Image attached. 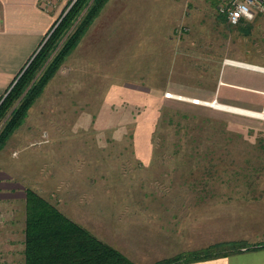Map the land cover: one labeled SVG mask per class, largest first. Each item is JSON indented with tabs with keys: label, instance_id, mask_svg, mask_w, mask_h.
Segmentation results:
<instances>
[{
	"label": "rangeland",
	"instance_id": "rangeland-1",
	"mask_svg": "<svg viewBox=\"0 0 264 264\" xmlns=\"http://www.w3.org/2000/svg\"><path fill=\"white\" fill-rule=\"evenodd\" d=\"M123 1L100 8L0 149V264H24L27 188L135 264L264 246V118L213 104L225 59L264 66V8L231 24L216 0ZM233 88L223 103L264 111L263 93Z\"/></svg>",
	"mask_w": 264,
	"mask_h": 264
},
{
	"label": "trees",
	"instance_id": "trees-1",
	"mask_svg": "<svg viewBox=\"0 0 264 264\" xmlns=\"http://www.w3.org/2000/svg\"><path fill=\"white\" fill-rule=\"evenodd\" d=\"M86 1L80 0L78 5L74 3L68 9L48 40L37 50L27 66L22 67L16 76L15 84L0 102V123L9 114L0 131V149L107 0H94V5H91L74 32L68 36L51 62L49 61L41 77L32 81L57 48L56 39L61 35L63 28L74 22L83 9L79 7L87 3ZM240 28L248 33L250 25ZM18 98L19 103L15 106ZM23 234L21 241L18 242H21L23 247L20 253L24 257V264H135L121 251L74 222L55 204L31 188L26 189V220ZM242 247L244 245L241 243H215L201 250L182 252L173 259H166L157 264H174L179 259L187 263L236 252Z\"/></svg>",
	"mask_w": 264,
	"mask_h": 264
},
{
	"label": "crops",
	"instance_id": "crops-1",
	"mask_svg": "<svg viewBox=\"0 0 264 264\" xmlns=\"http://www.w3.org/2000/svg\"><path fill=\"white\" fill-rule=\"evenodd\" d=\"M73 1L74 0H0V98L6 93L10 84H12L16 78V74H19L22 70V64L26 67V64H28L32 56L35 55L44 39L54 28L56 23L59 22ZM123 2L120 4L122 7L119 8L135 7V2L133 0L129 5H127V3H129L128 1ZM248 64L256 65L254 63ZM256 66H259V68L244 66L234 62H223L215 90L218 92V96L223 102H236L233 97V86H242L251 90H258L264 94V66ZM236 68H241L250 72H247L246 82H241L239 80V71L236 70ZM18 70L19 72H17ZM222 71L223 77L221 78ZM223 87L226 88L223 89ZM226 105L241 108H244V106L253 107L242 104H239L240 106L231 104ZM260 108L264 110V104ZM22 237L23 236L17 237V241H21ZM12 241L14 242V240ZM214 241L216 242L217 240L213 239L208 241L204 243L203 246H208ZM191 250L193 249L188 248L171 252L175 255ZM12 253L13 255L14 253L17 254V251L14 250ZM19 255L22 256L21 253H19ZM13 263L14 262L11 261L10 264ZM174 264H264V246L256 249L244 248L225 255Z\"/></svg>",
	"mask_w": 264,
	"mask_h": 264
},
{
	"label": "built area",
	"instance_id": "built-area-1",
	"mask_svg": "<svg viewBox=\"0 0 264 264\" xmlns=\"http://www.w3.org/2000/svg\"><path fill=\"white\" fill-rule=\"evenodd\" d=\"M219 3V10L223 12L231 24H238L242 21L249 20L254 17L255 8H264V0H216ZM232 59H225V62H231ZM29 63V62H28ZM167 96L174 94L167 92ZM196 103L203 101L195 99Z\"/></svg>",
	"mask_w": 264,
	"mask_h": 264
},
{
	"label": "bare ground",
	"instance_id": "bare-ground-1",
	"mask_svg": "<svg viewBox=\"0 0 264 264\" xmlns=\"http://www.w3.org/2000/svg\"><path fill=\"white\" fill-rule=\"evenodd\" d=\"M231 62H234L236 64H240V65H244V66L259 68V66L257 67L256 65H250L248 63L240 62V61H236V60H232ZM213 104L219 108L238 111V112L247 113V114H251V115H255V116H259V117L264 118V112H261V111H255V110L245 109V108H241V107L230 106V105H226V104L216 102V101Z\"/></svg>",
	"mask_w": 264,
	"mask_h": 264
}]
</instances>
